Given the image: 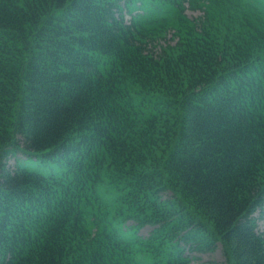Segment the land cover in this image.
Instances as JSON below:
<instances>
[{"label": "trees", "instance_id": "obj_1", "mask_svg": "<svg viewBox=\"0 0 264 264\" xmlns=\"http://www.w3.org/2000/svg\"><path fill=\"white\" fill-rule=\"evenodd\" d=\"M262 221L264 0H0V264H264Z\"/></svg>", "mask_w": 264, "mask_h": 264}, {"label": "rangeland", "instance_id": "obj_2", "mask_svg": "<svg viewBox=\"0 0 264 264\" xmlns=\"http://www.w3.org/2000/svg\"><path fill=\"white\" fill-rule=\"evenodd\" d=\"M186 13L189 16L192 17H196L202 14L201 10L198 9H192L190 7L187 8ZM126 18L129 20L130 16L126 15ZM167 41L174 43L175 40H172V33H169L167 36V40H162V43L165 44ZM19 156H21V154H18ZM31 160H25L24 163L30 164ZM8 166H10L11 168L15 167L16 161H15V157L14 156H10V158L7 161ZM264 222L262 221L260 228H264ZM151 230V227L146 225L144 226L141 230L140 233L143 235H147L149 234ZM192 254H195L198 256V258L193 259V261L191 262V264H226V257H225V253L222 249L221 246H219L217 248L216 251L214 252H193Z\"/></svg>", "mask_w": 264, "mask_h": 264}]
</instances>
